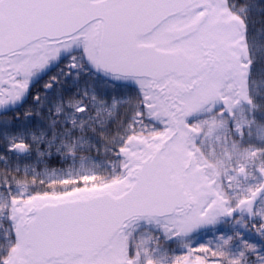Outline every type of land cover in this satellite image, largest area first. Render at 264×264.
I'll return each instance as SVG.
<instances>
[{"label": "snow or ice", "instance_id": "obj_1", "mask_svg": "<svg viewBox=\"0 0 264 264\" xmlns=\"http://www.w3.org/2000/svg\"><path fill=\"white\" fill-rule=\"evenodd\" d=\"M0 264H264V0H0Z\"/></svg>", "mask_w": 264, "mask_h": 264}, {"label": "flooded vegetation", "instance_id": "obj_2", "mask_svg": "<svg viewBox=\"0 0 264 264\" xmlns=\"http://www.w3.org/2000/svg\"><path fill=\"white\" fill-rule=\"evenodd\" d=\"M225 230H227L228 226H224ZM221 233L214 232V231H205L201 232L198 236L195 237V240L192 242L194 247L199 246V242L201 244H207V242L212 241L215 243L216 239H218ZM200 239V240H199ZM258 239V237H257ZM250 242H255V240H250ZM173 248H176V245H172Z\"/></svg>", "mask_w": 264, "mask_h": 264}, {"label": "rangeland", "instance_id": "obj_3", "mask_svg": "<svg viewBox=\"0 0 264 264\" xmlns=\"http://www.w3.org/2000/svg\"><path fill=\"white\" fill-rule=\"evenodd\" d=\"M200 240V239H199ZM199 245H201V243L199 242ZM199 247V246H198ZM178 255H181V254H183L182 252H178L177 253Z\"/></svg>", "mask_w": 264, "mask_h": 264}]
</instances>
